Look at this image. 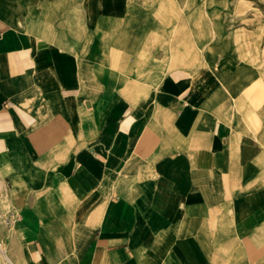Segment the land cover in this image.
Returning <instances> with one entry per match:
<instances>
[{
	"label": "crops",
	"instance_id": "0c3cea01",
	"mask_svg": "<svg viewBox=\"0 0 264 264\" xmlns=\"http://www.w3.org/2000/svg\"><path fill=\"white\" fill-rule=\"evenodd\" d=\"M199 16L0 0V264H264V70Z\"/></svg>",
	"mask_w": 264,
	"mask_h": 264
},
{
	"label": "rangeland",
	"instance_id": "374dc122",
	"mask_svg": "<svg viewBox=\"0 0 264 264\" xmlns=\"http://www.w3.org/2000/svg\"><path fill=\"white\" fill-rule=\"evenodd\" d=\"M185 1L188 14H200L197 23L203 27L211 23L233 45L236 56L264 70V0Z\"/></svg>",
	"mask_w": 264,
	"mask_h": 264
}]
</instances>
